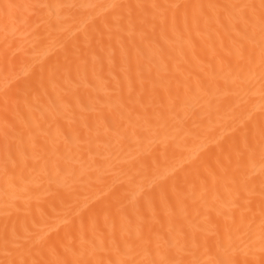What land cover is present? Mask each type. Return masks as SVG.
Segmentation results:
<instances>
[{"label": "bare ground", "instance_id": "obj_1", "mask_svg": "<svg viewBox=\"0 0 264 264\" xmlns=\"http://www.w3.org/2000/svg\"><path fill=\"white\" fill-rule=\"evenodd\" d=\"M0 264H264V0H0Z\"/></svg>", "mask_w": 264, "mask_h": 264}]
</instances>
